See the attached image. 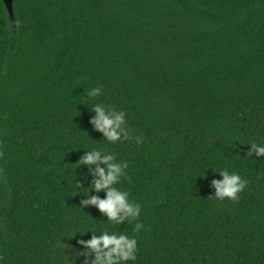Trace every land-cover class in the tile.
I'll list each match as a JSON object with an SVG mask.
<instances>
[{"label": "trees", "instance_id": "obj_1", "mask_svg": "<svg viewBox=\"0 0 264 264\" xmlns=\"http://www.w3.org/2000/svg\"><path fill=\"white\" fill-rule=\"evenodd\" d=\"M97 102L127 112L132 140H103ZM254 141L264 0H15L13 20L0 0V264H68L93 229L134 235L135 264H264ZM92 147L128 162L139 232L80 206ZM223 168L248 181L236 202L212 197Z\"/></svg>", "mask_w": 264, "mask_h": 264}, {"label": "clouds", "instance_id": "obj_2", "mask_svg": "<svg viewBox=\"0 0 264 264\" xmlns=\"http://www.w3.org/2000/svg\"><path fill=\"white\" fill-rule=\"evenodd\" d=\"M102 87H93L87 91V96L91 100L101 96ZM90 110L94 115L90 123L93 128L103 134V140L109 144H117L125 140H132L130 129L127 127V112L117 110L111 105L97 102ZM135 143L140 144L142 140L137 137ZM249 156L256 158L264 157V141L252 142L250 144ZM77 169L87 167V173L82 174L75 180V187L78 191L90 189L91 194L85 195L87 198L81 200L80 206L85 208L94 206L97 208L106 221L114 225H122L125 222H136L135 231L139 232L143 224L138 222L141 215V205L130 199V192L121 186L122 179L128 176L129 164L127 161L118 160L114 151L105 147H92L84 151L76 163ZM222 179L212 181L215 194L212 196L216 200L225 199L236 202L240 199V194L247 187L248 181L238 172L229 171L223 168L219 171ZM203 177V176H201ZM91 181L88 187L83 184ZM95 192L96 195L92 193ZM105 195L101 197L99 193ZM91 232L89 240H80L81 250L76 251L68 260V264H135L137 261L138 240L135 236L127 233H119L110 229H93L83 234ZM99 234V235H97ZM80 257H84L81 261Z\"/></svg>", "mask_w": 264, "mask_h": 264}, {"label": "water", "instance_id": "obj_3", "mask_svg": "<svg viewBox=\"0 0 264 264\" xmlns=\"http://www.w3.org/2000/svg\"><path fill=\"white\" fill-rule=\"evenodd\" d=\"M6 4L11 19H14V1L15 0H1Z\"/></svg>", "mask_w": 264, "mask_h": 264}]
</instances>
